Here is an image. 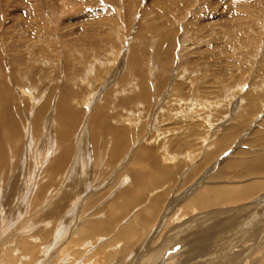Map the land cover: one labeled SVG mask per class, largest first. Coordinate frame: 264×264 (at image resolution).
<instances>
[{"label":"rangeland","instance_id":"rangeland-1","mask_svg":"<svg viewBox=\"0 0 264 264\" xmlns=\"http://www.w3.org/2000/svg\"><path fill=\"white\" fill-rule=\"evenodd\" d=\"M0 60V264H264V0H0Z\"/></svg>","mask_w":264,"mask_h":264},{"label":"bare ground","instance_id":"bare-ground-1","mask_svg":"<svg viewBox=\"0 0 264 264\" xmlns=\"http://www.w3.org/2000/svg\"><path fill=\"white\" fill-rule=\"evenodd\" d=\"M2 60V59H1ZM0 60V61H1ZM1 63V62H0ZM3 68V67H2ZM1 68V69H2ZM4 89V88H3ZM6 89V88H5ZM4 91H6V90H4ZM7 96H0V103H1V105H3V107H2V114L0 115L1 116V122H3V129L4 128H6L5 130V132H6V134H4V136H5V138H6V142H11V145H12V149H13V151L12 152H14V154H12V156L13 155H16L17 153H18V149H16L15 147H17V146H13V142L14 141H16V140H18L19 138H20V134H18L17 132V128H15V130H14V127H13V119H12V117H11V115H10V113L6 110V108L4 107V105H6V103H5V98H6ZM11 97V96H10ZM67 100V99H66ZM86 104V103H85ZM12 109V108H11ZM98 111V110H97ZM93 116V115H92ZM63 118V117H62ZM58 120V119H57ZM2 126V125H1ZM91 126V125H90ZM93 126V125H92ZM1 128V127H0ZM7 128H10V131H8V129ZM97 132V131H96ZM113 136V135H112ZM70 137V136H69ZM115 138V137H114ZM68 140V133H67V131H66V128H63V126L61 127V130L59 131V133H58V139H57V147H58V144L59 143H61V145H60V149L62 150V153H61V155L60 156H58V158L56 159V160H54L53 162H52V164H53V170L54 171H56L57 169L59 170L60 168L62 169V168H64V167H62V165H63V162H64V160L67 158V156H69L68 154L70 153V147L66 144V141ZM4 141V140H3ZM60 141V142H59ZM119 143V142H118ZM7 146V145H6ZM5 146V147H6ZM116 147V146H115ZM8 148V147H7ZM117 149V148H116ZM4 149H1L0 150V171H4V169L6 168L7 169V164H6V162H7V158L5 157V151H3ZM10 150V149H9ZM118 150V149H117ZM53 151V150H52ZM13 158H14V156H13ZM38 164V163H37ZM36 164V165H37ZM258 164L260 165V166H263L264 165V159H262L261 161H259L258 162ZM258 165V166H259ZM254 167H257L256 165H254L253 166V168ZM263 169V168H262ZM254 171L255 170H257V168L256 169H253ZM51 173V172H50ZM252 189H254V187L252 188H248L246 191H247V193L249 192H251L252 191ZM217 192V191H216ZM236 193V192H235ZM248 193V194H249ZM129 194V193H128ZM236 195V194H235ZM245 195V194H244ZM130 196H131V194H130ZM238 196V195H237ZM129 197V196H128ZM232 197H234V196H232ZM231 197V198H232ZM239 197V196H238ZM237 197V198H238ZM241 197V196H240ZM207 201H203L202 203H201V201L200 200H197V203L199 204V203H201V204H204V203H206ZM128 203V202H127ZM200 204V205H201ZM126 205V204H125ZM122 206V205H121ZM127 207V206H126ZM152 208V207H151ZM147 209V208H146ZM122 210V209H121ZM151 213V212H150ZM148 214V209L146 210V215ZM142 216H143V214H142ZM134 217V216H133ZM139 217V216H138ZM144 218V217H143ZM142 218V219H143ZM136 221V220H135ZM91 227H89L88 229H95V230H98L99 229V225H90ZM84 227V226H83ZM138 226H136V227H134V231L136 230V228H137ZM85 228V227H84ZM104 228H106L105 226H104ZM91 230V231H92ZM131 230V231H130ZM142 230V229H141ZM85 231V230H84ZM90 231V232H91ZM134 231H132V228H127V229H123V230H121L120 231V235H121V237L123 238V239H127L129 236H131L132 238L133 237H135V234L133 233ZM151 231V230H150ZM39 233V232H38ZM76 234H78V233H76ZM88 234V233H87ZM60 235V234H59ZM79 235V234H78ZM119 236V235H118ZM42 239V238H41ZM41 239H39L40 241H41ZM37 240V239H36ZM73 240V239H72ZM128 240V239H127ZM28 241V240H27ZM60 241V240H59ZM54 242V241H53ZM26 243V242H25ZM57 243V242H56ZM69 245V244H68ZM77 245V244H76ZM127 245V244H126ZM34 246V245H33ZM78 246V245H77ZM128 246V245H127ZM35 247V246H34ZM129 247V246H128ZM31 248H32V246L30 245V244H28V245H26L24 248H23V250L24 251H26V253L27 252H29L30 250H31ZM71 248V247H70ZM100 248V247H99ZM106 248V247H105ZM125 250L127 249V247L124 245V247H123ZM32 249H34V248H32ZM37 249V248H36ZM36 249H34V250H36ZM64 249V248H63ZM85 249V248H84ZM103 249V248H102ZM101 249V250H102ZM65 250V249H64ZM104 250V249H103ZM23 251V252H24ZM81 252H83V251H81ZM81 252H80V255H79V252H77L78 254H77V256L76 257H80L81 256ZM100 252V251H99ZM103 252V251H102ZM75 253V252H74ZM30 255H31V253H30ZM83 255V254H82ZM100 255V254H99ZM73 256H75V255H69V258H67V260H68V262L69 263H71V261H69L70 260V257H71V259H72V257ZM113 254H111V253H104L103 252V258H102V261L104 262V263H106L107 264V262H110L112 259H113ZM6 258V257H5ZM74 259H75V257H73ZM81 258V257H80ZM7 259V258H6ZM86 262H88V258H85L84 259ZM102 262V263H103ZM101 263V264H102ZM93 264H100V263H98V260L96 261V260H94V263Z\"/></svg>","mask_w":264,"mask_h":264}]
</instances>
